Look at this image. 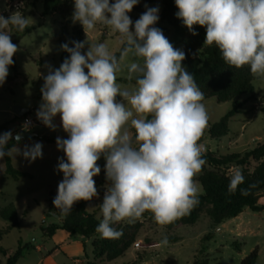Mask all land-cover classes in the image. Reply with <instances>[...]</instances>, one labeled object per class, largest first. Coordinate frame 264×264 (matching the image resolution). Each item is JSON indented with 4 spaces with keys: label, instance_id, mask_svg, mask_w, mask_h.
I'll use <instances>...</instances> for the list:
<instances>
[{
    "label": "clouds",
    "instance_id": "9594fccd",
    "mask_svg": "<svg viewBox=\"0 0 264 264\" xmlns=\"http://www.w3.org/2000/svg\"><path fill=\"white\" fill-rule=\"evenodd\" d=\"M138 3L74 0L72 19L83 26L86 36L102 24L118 33L124 46L117 57L106 43L62 44L70 58L58 69L48 66L36 113L53 130V119L59 114L68 134L67 139L56 140L66 156L58 164L63 180L53 199L61 215H68L75 203L99 195L94 177L100 174L97 162L104 157L110 183L95 229L104 239H119L123 233L114 225L132 223L145 212L161 226L189 215L200 203L196 178L207 163L205 146L199 143L210 119L204 93L182 65L185 52L174 48L154 26L158 7L146 5L132 30L129 13ZM175 5L177 18L193 35H197L194 25L206 28L204 45H215L228 66H249L254 77L264 78V0H175ZM9 25L22 32L29 19L19 11L9 18L0 15V86L19 50ZM85 44L89 47L82 54ZM130 56L135 58L126 65L127 78H135L131 89L117 82ZM10 139L11 132L0 134V160L5 155H22L30 161L42 158L41 143L25 145L23 151L14 144L6 152ZM228 179L229 194L239 189L246 196L256 186L239 188L245 182L239 167L228 170ZM162 243H168L167 237Z\"/></svg>",
    "mask_w": 264,
    "mask_h": 264
},
{
    "label": "rangeland",
    "instance_id": "374dc122",
    "mask_svg": "<svg viewBox=\"0 0 264 264\" xmlns=\"http://www.w3.org/2000/svg\"><path fill=\"white\" fill-rule=\"evenodd\" d=\"M6 1L17 3V9L7 12ZM112 2L114 0H110V3ZM67 5L69 9L73 7L74 0H68ZM146 5L158 7V15L160 14V2L142 3L144 12ZM17 11L29 19V26L25 29L28 31L24 33L25 30L21 32L9 25L7 30L10 31L11 40L19 50L13 56L14 64L9 66L7 77L15 76L16 78L13 83L5 81L0 86V125H4L1 134L11 132L12 135L21 131L22 128V119L13 115L12 108L14 106L29 108L31 105L39 108L42 103L41 88L44 77L49 73L48 66L53 70L60 67L62 49L56 40L60 28L65 27L66 31H70L72 26H79L83 30L81 42L88 40L90 44L106 43L109 51L114 54L123 45L120 35L102 24H97L96 28L86 36L79 22H72L69 25L60 19L58 12L42 15L41 0H0V15L9 18ZM129 16L133 21L132 30L134 31V22L139 16L134 11H131ZM155 27L163 32L174 48L182 50L181 38L177 31L166 22H161ZM88 47L89 44H85L81 50L82 54L87 52ZM134 59L130 56L122 65L121 72L117 74V82L130 89L135 87V83L122 79H128L126 65ZM252 89L254 95L250 99L243 96L238 100V102L244 101V104L239 113L228 120V132L219 139L211 138L208 129L231 111L234 102L217 103L213 99L203 101L210 119L201 141L209 152H215L221 156L243 154L251 150L255 144L264 141V117L259 112V109L264 107V78L254 77ZM53 123L56 126L55 130L41 125L33 127L29 132L55 140L58 137L67 139L68 134L62 128L59 114L53 119ZM12 140L13 138L8 141L6 151L14 144L23 151L25 145L31 147L35 143H41L42 158L30 161L22 155L10 157L14 169L31 175V177H22L17 180L4 174V161L0 160V209L12 205L20 220L19 228L12 229L0 240V247L9 255L17 250L19 241L40 243L41 229L58 222L59 218L49 214V199L56 197L58 184L63 180V173L57 171L59 161L61 159L66 161L64 152L59 150L56 144H48L37 138L24 139L20 143H15L14 140L12 142ZM105 162L104 157L101 156L97 163L101 167ZM236 167L239 166H228L226 173L228 174L230 168ZM253 167L252 163L250 169ZM204 168L210 169L207 166ZM239 168L242 170V167ZM101 177L102 169L100 174L94 177L95 182L97 183ZM109 183L106 180L103 186L98 188L99 195L94 197L88 206V211L94 210L98 219L102 218L99 205L104 197L106 185ZM198 186L201 193L202 189L199 184ZM258 205H264V197L259 199ZM57 216H62L59 210H57ZM8 226V222L0 219V230ZM114 226L119 229L127 227L135 229V242L141 244L138 249L132 245L124 256L114 261L104 262L103 260L104 264H195L196 261L205 259L207 264H240V261L254 249H257L255 264H264V212L244 209L236 218L219 225H214L208 214L204 212L194 225H178L172 229H168L167 225L157 224L152 214L145 212L140 219L132 223L124 221ZM100 237L98 233L90 240ZM165 237L168 240L166 245L162 243ZM97 262L91 256L89 249V258L83 264Z\"/></svg>",
    "mask_w": 264,
    "mask_h": 264
},
{
    "label": "trees",
    "instance_id": "16d2710c",
    "mask_svg": "<svg viewBox=\"0 0 264 264\" xmlns=\"http://www.w3.org/2000/svg\"><path fill=\"white\" fill-rule=\"evenodd\" d=\"M67 1L68 0H41L42 15L58 12L62 21H66L69 25L72 24L74 6H69V9ZM156 1L160 2L161 11L159 20L154 26L161 22H166L179 33L181 38L180 44L182 45V50L186 54V58L182 62V65L195 77L196 83L204 93V100L213 99L217 103L234 102L231 111L219 122L212 124L208 129V134L211 138L219 139L228 132V120L233 115L239 113V110L244 104V101L238 102V100L243 96L250 99L254 95L252 89L254 76L250 72V67L244 66L240 69L230 67L223 61L215 45H204L206 28L194 25V31L197 35H193L189 29L183 25L182 20L177 18L176 13L179 10L175 5V0H139V3L132 11L137 12L140 17V15L144 13L141 4L153 3ZM67 9L69 10L67 11ZM27 31L28 30H25L24 33ZM82 39L83 30L79 26H72L70 31H66L65 27H62L56 36V40L60 46L66 43L69 47H74L73 42H81ZM123 46L124 45H122V47ZM122 47L115 53L117 57H119ZM68 57L69 53L62 49L60 65ZM15 78V76L7 77L6 81L13 83ZM122 80L135 83V78L132 80ZM259 112L264 117V107H261ZM3 130L4 125H0V134ZM35 138L46 143L55 144V139L46 136L36 135ZM204 159L207 161L205 166L210 169L206 170L203 168L197 178V183L202 189V192L199 194V205L195 207L189 215L167 225L168 229H172L178 225H194L204 212L208 214L214 225H219L227 220L236 218L244 209H249L252 212H264V205H258L259 199L264 197V141L255 144L251 150L243 154H228L221 156L217 155L215 152L208 151L204 154ZM3 161L5 175L15 180L22 177H31L28 173L14 169L9 156L5 155ZM252 163L254 167L250 169ZM105 164L106 162L100 167L102 169V177L96 183L97 189L102 187L106 181L104 171ZM230 165L242 167L245 182L241 184L239 188L247 189L250 185H256L250 188L248 195H241L239 189L234 194H229V179L226 169ZM49 202V214L59 219L57 223H53L47 228L43 227L41 229L43 237L50 238L55 231L63 230L71 236H80L84 241H87L98 234L95 229L102 218L98 219L94 210L91 212L88 211V206L91 201L81 200L75 203L71 212L61 217L57 216L58 209H55L52 197L49 199ZM102 202L103 199L101 200V204ZM0 219L9 223L6 229L0 230V240L12 229L19 228L20 226V220L12 205L0 209ZM116 228L123 233L119 239H104L100 237L92 241V257L95 261H98L96 264H104L102 262L103 260L104 262H110L124 256L134 244L136 239L135 229L131 227L124 229ZM31 249H33L32 245L22 247L19 241L17 250L9 255L6 250L0 247V264H16L23 253ZM256 258L257 249H254L248 256L240 261V264H255ZM2 259H4V263H2ZM195 264H207V260H198Z\"/></svg>",
    "mask_w": 264,
    "mask_h": 264
},
{
    "label": "crops",
    "instance_id": "0c3cea01",
    "mask_svg": "<svg viewBox=\"0 0 264 264\" xmlns=\"http://www.w3.org/2000/svg\"><path fill=\"white\" fill-rule=\"evenodd\" d=\"M29 109L36 114L39 108L31 105ZM91 243L92 240L84 241L80 236L57 230L50 238L42 236L40 243H21L22 247L32 245L33 249L25 251L16 264H83L89 258V249L92 256Z\"/></svg>",
    "mask_w": 264,
    "mask_h": 264
},
{
    "label": "built area",
    "instance_id": "2783aa9c",
    "mask_svg": "<svg viewBox=\"0 0 264 264\" xmlns=\"http://www.w3.org/2000/svg\"><path fill=\"white\" fill-rule=\"evenodd\" d=\"M18 4L17 3H11V2H5V9L6 11H10L12 9H17ZM22 128L21 131H30L33 127L35 126H41L44 125L38 118L37 115L34 113H29L25 116H23L22 118ZM27 122V126L25 127ZM199 143L203 144L205 146V144L203 143V141H199ZM208 152V149L205 146V153ZM140 242H135L133 244L134 248L138 249L140 247Z\"/></svg>",
    "mask_w": 264,
    "mask_h": 264
},
{
    "label": "water",
    "instance_id": "95a60500",
    "mask_svg": "<svg viewBox=\"0 0 264 264\" xmlns=\"http://www.w3.org/2000/svg\"><path fill=\"white\" fill-rule=\"evenodd\" d=\"M12 113L15 117L17 118H22L23 116L27 115L30 113V109L29 108H21L19 106H14L12 108ZM37 134L28 132V131H19L16 132L12 135V138L14 140L15 143H20L22 140L24 139H28V138H35ZM17 136H20L19 141H17L15 138ZM57 140V139H56ZM56 140H55V144H56ZM57 145V144H56Z\"/></svg>",
    "mask_w": 264,
    "mask_h": 264
}]
</instances>
